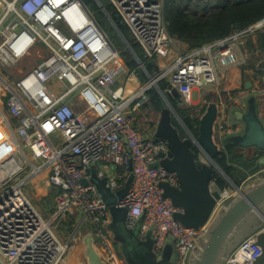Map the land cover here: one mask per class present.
<instances>
[{
  "label": "built area",
  "instance_id": "obj_1",
  "mask_svg": "<svg viewBox=\"0 0 264 264\" xmlns=\"http://www.w3.org/2000/svg\"><path fill=\"white\" fill-rule=\"evenodd\" d=\"M96 1L148 76L131 92L127 86L138 71L127 69L120 49L84 0H0V264H62L84 227L109 264H123L110 240V208L89 181L92 165L113 168L110 173L98 170L113 192L133 177L117 206L127 208L130 227L145 215L140 234L144 237L153 227L158 257L173 238L178 264H189L206 229L186 227L174 217L181 209L164 197L160 184L178 186L176 174L153 166L161 154L167 155V141L143 136L134 113L150 100L151 89L166 102L167 93L176 89L182 103L191 104L195 91L217 83L223 69L241 62L239 45L264 29V18L181 51V41L168 31L164 0H106L120 22ZM118 23L127 28L145 59L158 65L154 75ZM34 52L33 66L11 71ZM225 128L223 122L218 124L215 140L221 145ZM44 172L56 193L50 218L43 217L24 190ZM246 180L220 189L217 205L233 197ZM74 209L80 217L62 241L55 228ZM261 253L252 234L230 252L225 264H254Z\"/></svg>",
  "mask_w": 264,
  "mask_h": 264
},
{
  "label": "water",
  "instance_id": "obj_2",
  "mask_svg": "<svg viewBox=\"0 0 264 264\" xmlns=\"http://www.w3.org/2000/svg\"><path fill=\"white\" fill-rule=\"evenodd\" d=\"M115 18L120 22L118 15ZM259 66L264 69V60ZM178 95L176 89H173L171 94L167 93L168 105L161 110L153 139H165L169 150L167 155L161 154L162 158L153 166L164 167L176 174L178 186L166 182L160 184L164 197L170 198L173 205L181 209L174 213V217L186 227L206 226L193 249L197 254L193 258L190 254L189 264H225L223 255L247 226L253 229L252 232L243 237L234 248L244 238L255 234V241L261 247L262 253L254 264H264V169L253 184L239 187L238 192L228 203L216 207L220 198V188L212 189V181L216 171L225 176L213 159L220 152L214 138L219 105L214 101L208 104L200 118L197 137L194 135L182 137L173 123L174 108L171 104ZM233 119L243 123V131L225 136L222 143L255 150L254 153L258 154L257 166L264 168V118L258 112L255 95L247 99L246 110L234 111ZM193 139L198 141L209 157L210 165L204 163L194 151ZM132 179L130 176L124 186L113 192L107 186V178L98 176L96 165H92L89 179L96 184L100 197L110 208L112 217L109 225L110 234L118 242L124 261L126 264H178V252L174 247L173 238H169L159 258L153 249V227L148 229L144 237L140 234L145 215H141L135 225L130 227L127 224V208L117 206ZM83 182L86 184L88 181ZM84 246L88 264H109L96 248L90 233L84 237ZM229 254L227 253L226 258Z\"/></svg>",
  "mask_w": 264,
  "mask_h": 264
},
{
  "label": "crops",
  "instance_id": "obj_3",
  "mask_svg": "<svg viewBox=\"0 0 264 264\" xmlns=\"http://www.w3.org/2000/svg\"><path fill=\"white\" fill-rule=\"evenodd\" d=\"M209 1H212V6H209L208 4V6L207 5L203 6L202 10L205 9L206 7H208L209 9L218 7L222 3L223 0H209ZM181 2L185 3L188 6L194 3L193 0H181ZM260 31H264V29ZM258 32L252 35H249L239 45V52L242 55L241 62L236 65L230 66L226 69H223L220 72L219 81L217 83L213 84L212 86H208L204 88L202 91H195L197 93L195 95L196 99L192 98V103L197 104L199 106L201 116L205 112L210 102L214 101L218 103L219 115L216 120V126L214 130L215 139H218L219 137L218 124L220 122H223V124L226 126L225 133H223L224 137L230 134L241 133L243 131V123L239 121H234L233 113L235 110H246L247 99L252 95L256 96L258 112L260 116L264 118V69L259 66L260 62L263 60L264 51L262 50L259 44ZM180 49L181 51L182 50L186 51V50H189L190 47L188 46V44L181 41ZM247 52H250L251 57L247 56L248 55ZM173 56H174L173 53L170 54V58H172ZM245 57H248V58H245ZM127 69L132 70V69H129L128 67ZM145 76L146 75L144 74V72L140 70L136 78L132 81H129L130 83L127 86V92H131L132 90L136 89L140 85V83L144 82ZM122 82L123 81L121 79L119 80L118 84H121ZM181 104L183 105L182 101H181ZM167 105H168V102L164 100V106L162 107V109L166 107ZM161 110H157L153 106L151 101L149 100L140 109H138L134 113L135 127L138 131H140L143 134V136L147 138H152V139L154 138L157 124L161 116ZM173 114H174L173 123L179 129L182 137H190L193 135L195 137L198 136V132L194 133L184 124V122H182V120L176 113L175 109H174ZM197 131H199V126H198ZM218 145L220 146V150H221L225 148L226 144L223 143V145H221L218 143ZM231 149L235 156L240 155L246 159H251V157H253L254 154H256V156L258 155L257 153H254L255 150L241 148L236 145H234ZM197 153L199 154L200 159L204 163L209 164V165L211 164V161L209 157L207 156V154H205L204 152H200L199 150ZM257 162H256L255 172H250V170H244L245 173H247V176L244 179H247V180L244 184H242V186H246V185L248 186V185L253 184L256 181V179L259 177L260 172L264 168H259L257 166ZM240 165L241 167H243L242 164ZM96 168H97V171L103 170L107 173H110L111 171H113V168L107 165H98ZM257 172L259 173L257 174ZM221 175L224 178H226V180L228 181L229 185L227 186V188L232 187L233 185L232 183L234 182H232L230 178L226 176V174L225 176L223 174ZM215 181H216L215 178H213L212 189L218 187ZM31 183H32V189H34L35 190L34 192L37 194L36 196H39L43 200V203L40 204L41 206L37 207L38 211L43 215V217L50 218L53 215V212L55 211L56 193H55V190L49 184L48 173L44 172L34 177ZM230 199L227 200L222 205L228 203ZM217 206L218 205H216V207ZM80 214L81 213L78 210L74 209L72 210V212L68 214L67 218H65L63 221L57 224L55 228L56 235L62 241L67 240L68 235L71 229L73 228V226L75 225V223L77 222L78 218L80 217ZM255 218H256V221H258L257 217ZM253 220L251 222H253ZM252 230L253 229L250 226H247L246 228H244L242 234L239 235L238 239L229 245L226 254H224L222 257L223 261H225L227 253H230L234 249V246L243 237L251 233ZM88 233H89V230L86 227H84L78 239L72 242L71 245L69 246L64 262L62 264H88L87 258L85 256V246H84V237ZM201 243L202 241H200V244ZM114 246H115V249L118 255L120 254V256H122L119 246L116 245L115 243H114ZM196 254H197L196 251L193 250L191 253V257L193 258ZM121 261H123L122 262L123 264H126V262L123 259V256H122Z\"/></svg>",
  "mask_w": 264,
  "mask_h": 264
},
{
  "label": "trees",
  "instance_id": "obj_4",
  "mask_svg": "<svg viewBox=\"0 0 264 264\" xmlns=\"http://www.w3.org/2000/svg\"><path fill=\"white\" fill-rule=\"evenodd\" d=\"M84 1L87 5L89 4L88 0ZM91 1L94 2V0ZM100 1L105 6L106 10L115 18V12L111 9V5L106 0ZM163 12L169 33L178 40L188 44L190 48H195L225 37L237 29L246 28L263 19L264 0H223L218 7L210 9L205 8L200 13L190 10L188 5H183L181 3V0H164ZM118 27L133 47L138 57L144 62L148 72L154 75L159 70L157 64L145 59L141 47L134 41L124 25L118 23ZM258 34L259 44L264 51V31L259 30ZM117 44L115 43L118 47ZM127 51L129 54H122V57L125 58L129 69H135L138 63L132 53L128 49ZM160 86L164 88L166 83L161 81ZM150 101L157 110H161L164 106V99L156 89L150 90ZM181 101L182 98L178 95L174 97L171 104L182 122H184L191 131L197 133L200 124L199 117L191 115L192 107L183 106ZM233 146L234 145L231 143L226 144L225 148L221 149L213 159L232 182L236 185H240L247 176L244 170L255 172L258 156L254 154L251 159L243 158V156L240 155L235 156L231 149ZM194 151L198 152L196 146H194ZM240 164H242L243 167H241ZM214 178L220 189L229 185L226 178L218 171L215 172Z\"/></svg>",
  "mask_w": 264,
  "mask_h": 264
},
{
  "label": "rangeland",
  "instance_id": "obj_5",
  "mask_svg": "<svg viewBox=\"0 0 264 264\" xmlns=\"http://www.w3.org/2000/svg\"><path fill=\"white\" fill-rule=\"evenodd\" d=\"M89 1V4L88 6L91 8V10L93 11L97 21L100 23V25L104 28V30L108 33V35L111 37L112 41L114 43H118V48L120 49L121 51V55L122 54H126L127 55L129 54L128 51H127V44L125 43V41L123 40V38L119 35V33L116 31L115 27L113 26V24L110 22L108 16L105 14V12H103L98 4V2L96 0H94V2H92L91 0H88ZM194 3H192L190 6H189V9L192 10V11H196L198 13L202 12V8L203 6H212V1H209V0H193ZM182 3V2H181ZM183 5H186L185 3H182ZM196 6V7H195ZM202 6V7H201ZM196 8V9H195ZM208 8V7H206ZM209 9V8H208ZM248 53V57H251L250 56V52H247ZM36 53H32L30 54L28 57H25L23 60H21L17 65H16V68H12L11 71L13 73H17V68L19 69L20 67H29V66H33L37 60V57H36ZM256 56V55H255ZM248 57H245V58H248ZM123 61H125V58L122 57ZM250 59V58H249ZM126 63V61H125ZM127 65V64H126ZM138 73L139 71L141 70L139 68V66L137 65V67L135 68ZM133 70V69H132ZM147 77V78H146ZM148 80V76H145V81ZM197 93L194 92L193 93V99H196V95ZM197 104H187V103H184L183 106L187 107V106H191L192 107V112H191V115H193L194 117L197 116L200 118L201 116V113H200V110H199V106ZM259 172H257L258 174ZM254 176V175H253ZM24 190L27 192L28 196L30 197L33 205L35 206V208L37 209L38 206H41L40 204L43 203V200L39 197V196H36L37 194L34 192L35 190L32 189V183H29L27 184L25 187H24ZM35 193V194H34ZM35 195V196H34ZM38 210V209H37ZM45 218H49V217H45ZM56 233V231H55ZM110 240L115 243L116 245H118V242L116 241L115 237L114 236H111L110 237ZM74 246V245H73ZM72 248V247H71ZM122 258V256H121ZM189 262V261H188Z\"/></svg>",
  "mask_w": 264,
  "mask_h": 264
}]
</instances>
